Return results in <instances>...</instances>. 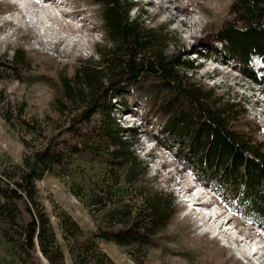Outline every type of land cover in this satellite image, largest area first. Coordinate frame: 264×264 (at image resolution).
<instances>
[{
	"label": "trees",
	"instance_id": "trees-1",
	"mask_svg": "<svg viewBox=\"0 0 264 264\" xmlns=\"http://www.w3.org/2000/svg\"><path fill=\"white\" fill-rule=\"evenodd\" d=\"M87 1L101 9L105 42L96 59L79 60L59 77L55 117L37 122L22 107L0 106L26 149L20 164L0 169V264H116L102 243L132 255L169 226L175 200L149 182L137 130L118 122L119 112L130 110V95L157 102L164 133L185 148L182 166L215 185L264 232V144L244 128L240 102L189 79L193 62L170 52L168 26H146L138 0ZM230 13L214 41L247 69L252 59L264 66V0H235ZM7 67L27 71V54L16 51ZM48 176L83 203L94 230L61 210L53 224L38 201L37 183Z\"/></svg>",
	"mask_w": 264,
	"mask_h": 264
},
{
	"label": "rangeland",
	"instance_id": "rangeland-1",
	"mask_svg": "<svg viewBox=\"0 0 264 264\" xmlns=\"http://www.w3.org/2000/svg\"><path fill=\"white\" fill-rule=\"evenodd\" d=\"M234 1L138 0V5L147 27L168 26L170 52L193 62L194 68L185 72L188 78L215 89L225 101L240 102L247 115L244 128L264 144V70L258 71L256 59L248 70L214 41L217 30L232 20ZM55 6L60 7L52 9ZM43 8L47 10L44 15ZM104 42L101 9L87 0H0V106L13 111L22 107L39 122L55 117L51 102L59 93V77L71 74L79 60L96 59L98 45ZM16 51L27 54V71L13 72L7 67ZM128 100L130 110L125 114H131L119 112L118 122L123 128L137 130V153L147 162L149 182L174 198L177 215L146 250L131 255L129 248L102 243L103 250L116 264H264V235L243 208L182 166L185 148L164 133L166 118L157 113V102L147 94L142 99L130 95ZM116 116L119 119L117 112ZM25 152L19 134L0 115V169L20 164ZM37 188L38 201L55 226L56 213L61 210L85 231L95 229L86 207L64 183L48 176ZM198 199L212 207L196 205ZM223 212L227 219L234 218L225 223L223 231L229 233L230 229L237 239V230H242V236L248 234L251 239L229 243L230 236L222 235L217 225L207 220ZM253 252L257 253L254 257Z\"/></svg>",
	"mask_w": 264,
	"mask_h": 264
},
{
	"label": "bare ground",
	"instance_id": "bare-ground-1",
	"mask_svg": "<svg viewBox=\"0 0 264 264\" xmlns=\"http://www.w3.org/2000/svg\"><path fill=\"white\" fill-rule=\"evenodd\" d=\"M51 1H54V0H51ZM33 2V1H32ZM51 3V2H50ZM56 3V2H55ZM36 4V1L31 5L33 8H35V5ZM52 5V4H51ZM60 6H63V4H60ZM60 6H55L54 8H52V9H57V8H59ZM39 7V6H38ZM52 7V6H51ZM30 8V7H29ZM44 10H43V15H44V12H46L47 10L45 9V8H43ZM32 10V9H31ZM30 10V11H31ZM40 10H42V8L40 9ZM38 12V11H37ZM32 13H34V14H36L37 16H39V14H41L42 15V13H35V12H32ZM47 15V14H46ZM48 16V15H47ZM47 19V18H46ZM184 188V187H183ZM189 191V190H188ZM197 202L199 203V204H196V205H199V206H201V207H212L211 205H206V203H205V201L204 200H200V199H198L197 200ZM225 212H223V214H214V215H210L209 217H207L208 219V221H213V223L215 224V225H217V229H219L220 231V233L222 234V235H225L226 237H229L230 236V239H227L228 240V242L230 243H244V242H247V240H250L251 239V237L247 234L246 236H245V238L242 240V241H239V240H237V239H234L233 237H232V235H231V233H230V229H228L229 230V233L227 232V231H223V229H224V227L225 226H227L228 224H225V223H229V222H231L234 218H226L225 217ZM218 223V224H217ZM230 224V223H229ZM214 225V226H215ZM204 228H206V227H204ZM236 229V228H235ZM243 232V231H242ZM243 234H244V232H243Z\"/></svg>",
	"mask_w": 264,
	"mask_h": 264
}]
</instances>
